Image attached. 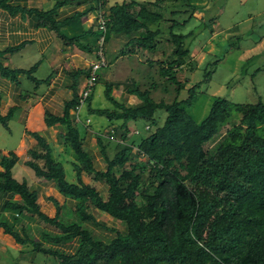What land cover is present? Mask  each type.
Listing matches in <instances>:
<instances>
[{
  "label": "trees",
  "instance_id": "1",
  "mask_svg": "<svg viewBox=\"0 0 264 264\" xmlns=\"http://www.w3.org/2000/svg\"><path fill=\"white\" fill-rule=\"evenodd\" d=\"M157 4L152 0H129L109 5L106 0H88L86 12H99L106 21L104 32L98 28L96 19V28L90 30L95 54L100 37L104 38V47L114 33L131 36L126 42L128 46L133 43L144 49L151 46L165 32L157 27L163 20L162 15L152 11ZM194 6L197 5H190L196 11ZM54 11L38 15L55 27ZM178 24L181 23L172 21L169 26L165 42L171 51L167 60L160 61L159 74L175 83L180 92L183 85L176 81L175 72L191 62L188 40L193 38V31L176 33ZM157 60L147 58L146 62ZM107 83L105 94L115 107L110 114L122 119L112 136H119L116 141L122 148L110 156L103 138H97L103 170L93 166L92 157L83 148L74 125L81 121L80 109L78 120L70 114L76 115L77 94L64 103L62 115L47 119L48 125H66L62 137L75 160L72 166L76 182L66 180L63 165L55 161L48 145H43L41 151L31 150V159L26 162L36 176L55 182L60 193L72 201V211L81 225L77 221L63 222L58 214L54 218L42 215L37 196L29 191L26 181L19 182L12 177L13 161L7 157L1 159L0 194L12 191L25 203L8 205L19 212L38 214L62 233L50 239L51 242L75 241L69 252L43 248L41 243L28 238L34 251L52 254L57 264H264V134L258 130L264 126V103L261 100L236 103L235 108L240 112L236 130L229 131L230 141L220 144L212 153L204 149V144L219 134L232 101L213 96L208 115L196 122L184 107L190 106L199 83L186 90L185 98L175 97L167 103L163 99L154 100L150 87L140 88L135 80L130 92L138 101L131 106L110 97L114 83ZM89 109L90 113H109L107 108ZM8 119V115H0V123L6 125ZM129 122L134 125L130 127ZM135 157H142L149 165L147 175L143 169L136 171L135 164L117 178L111 175L115 165L124 166ZM84 174L91 175L93 180L104 179L106 192L89 185ZM90 208L105 219L99 220L89 212ZM84 221L110 234L107 238L95 235L84 226ZM115 221L122 223L126 230L119 231ZM10 232L17 237L14 231Z\"/></svg>",
  "mask_w": 264,
  "mask_h": 264
},
{
  "label": "crops",
  "instance_id": "2",
  "mask_svg": "<svg viewBox=\"0 0 264 264\" xmlns=\"http://www.w3.org/2000/svg\"><path fill=\"white\" fill-rule=\"evenodd\" d=\"M87 1L0 2V115H8L9 118L6 125L0 123V171L3 170L1 164L3 157L13 161L12 177L19 182L26 181L29 191L37 196L40 213L49 218H54L58 214L66 223L79 220L72 211V201L60 193L55 182L38 177L34 173L31 175L30 171H34L26 162L31 159L30 151H41L43 145L50 147L55 161L61 163L62 160H59L61 155L66 157L64 160L66 162L72 164L75 161L62 137L66 125L60 123L48 125L47 119L49 116L62 115L64 103L74 94L79 95L86 85V70L89 72V64L93 61L90 59L92 56L90 48L93 45L90 30L97 26L95 12H86ZM52 9H55L53 13L55 27L43 22L38 15ZM118 58H121L118 61L121 67L129 62L125 55ZM32 61H36V65H32ZM26 62L29 63L31 68L29 72L32 74L26 73L25 68L28 69L24 66L27 65ZM38 68L44 71L43 77L38 74ZM28 82L31 84L28 85ZM107 82H113L115 85L118 83L120 87L115 92L116 101L126 106L137 103V98L130 92L135 82L134 78L126 76L125 80L120 82L114 80ZM89 108L104 109L89 104L85 112L90 111ZM70 114L76 121L75 115L71 112ZM121 124L122 119L117 125L111 122V132L114 130L112 128L115 126L118 128ZM128 125L132 127L134 123L129 122ZM106 131L95 132L90 127H85L84 136L79 133L83 148L91 155L93 166L98 170L104 169V164L99 161L102 154L97 138H103L104 142L106 138L109 141V136H114L113 133ZM118 137L116 135L113 138L116 141ZM41 141H46V144H42ZM42 162L40 159L39 163ZM74 179L76 182V177ZM9 203L25 205L19 195L12 191L0 194V259L8 258L7 264H47L49 260L38 261V253L34 251V245L27 241L28 238L41 243L43 248L51 247L54 250L66 249L67 246V249L71 248L68 243L55 244L50 241L58 236H55V227L44 222L38 214H32L27 210L19 212L12 209ZM10 231H14L21 242ZM12 249L17 252L18 260L11 253ZM43 254L48 256V253Z\"/></svg>",
  "mask_w": 264,
  "mask_h": 264
},
{
  "label": "rangeland",
  "instance_id": "3",
  "mask_svg": "<svg viewBox=\"0 0 264 264\" xmlns=\"http://www.w3.org/2000/svg\"><path fill=\"white\" fill-rule=\"evenodd\" d=\"M106 1L109 5H112L129 0ZM143 1L136 0V2ZM152 1L158 3L157 6L152 7V11L159 13L163 18L161 22H158L157 27L160 26V29L165 32L159 36L158 40L155 39L151 46L145 48L146 52L137 43L129 46L126 44L131 36L113 34L112 38L103 47L105 66L96 71V80L90 91L91 96L81 105V121H77L75 126L83 136L85 127H90L95 132H105L107 130L106 132L113 133L110 130V123L117 125L121 119L110 114L115 107L109 96L105 94L108 80L120 82L125 80L126 76L132 77L140 88L148 89L150 87V94L154 100L163 99L167 103H170L175 97L178 99L185 98L187 96L186 90L199 83L195 98L191 101L190 106L185 105L184 107L194 121L200 122L208 115L213 96H224L233 102L226 122L220 126L219 134L204 144L205 150L214 153L220 144L230 141L229 131L236 130L235 126L238 123L240 112L236 110L235 104L255 103L258 100L264 103V0ZM189 4L192 6L196 4L197 6H194L196 11L192 10ZM172 21L181 23L174 29L176 33L186 34L193 31V38L191 40L187 38L189 39L188 44L192 60L189 62L190 64L180 67L175 72L176 81L183 85L180 92H177L175 83L168 81L159 74L161 62L167 60V54L171 51V46L165 42V39ZM90 49L92 52L90 59L97 60L95 50L92 47ZM122 55L128 57L129 60L124 67H121V63H118L121 59L118 56ZM147 58L153 60L158 58L159 61L157 60L156 63L148 61L147 63ZM32 63V65H36L37 62L32 61ZM150 63L154 64L150 66ZM25 64L27 65L24 66L28 67L27 69L23 66L26 73L32 74L29 72L31 69L29 63L26 62ZM40 70L38 68L37 72L43 77L44 71ZM86 72V78H89L90 67L89 72L88 70ZM152 83H154V87H151ZM27 84L30 85L31 83L28 82ZM117 84L111 85L110 97L115 99L117 98L115 92L120 88ZM89 104L92 107L109 109L108 115L85 112ZM87 119L90 121L85 124ZM261 127L258 130L264 134V126ZM226 128H228L227 131ZM109 138V141L106 138L104 143L107 145V153L112 156L122 148V145L121 143L116 144L113 137L109 136ZM65 158L62 155L59 157V160H62L65 178L68 182H75L72 164L64 161ZM99 161L104 164L102 159ZM145 162L142 157H135L124 166L115 165L111 170V175L114 178L119 177L122 172L129 170L132 164H135L136 171L143 169V174L147 175L149 165ZM30 173L33 175L34 172L30 171ZM84 177L89 185L97 187L102 193L106 192L107 185L104 179L93 180L92 176L87 174H84ZM89 212L96 215L99 220L105 219V216L96 213L94 210L92 211V208L89 209ZM75 221L79 225L82 224L79 220ZM114 223L119 231L124 232L126 230L122 223L118 221ZM83 224L95 235L107 238L110 234L109 231L101 229L90 221H84ZM54 230L55 236L62 234L56 228ZM74 242H68L71 248L67 249V246L66 249L72 251ZM11 253L16 258L17 252L12 249ZM37 253L38 261L41 260L42 262L46 259L49 260L47 264H57V260L52 254L47 256L42 252ZM7 262H9L8 258L0 259L1 264H7Z\"/></svg>",
  "mask_w": 264,
  "mask_h": 264
},
{
  "label": "built area",
  "instance_id": "4",
  "mask_svg": "<svg viewBox=\"0 0 264 264\" xmlns=\"http://www.w3.org/2000/svg\"><path fill=\"white\" fill-rule=\"evenodd\" d=\"M95 14H96V20H97L98 28L104 32L106 30V21H105V19H103V17L100 15L99 12L95 13ZM103 39H104L103 36H101L99 39L100 47L96 52L97 60L91 61V63L89 64V67H90L89 78H87L85 87L79 93V104H78V106H76V115H75L76 120L79 119L78 113H79L80 106L83 104V102H85L87 97L90 95L91 88L94 85V82L96 80V71L98 69H100L102 66H105V56H104V52H103ZM89 121L90 120L87 119L86 123H88ZM146 128H148V126H146ZM136 132L137 131H135V133Z\"/></svg>",
  "mask_w": 264,
  "mask_h": 264
}]
</instances>
